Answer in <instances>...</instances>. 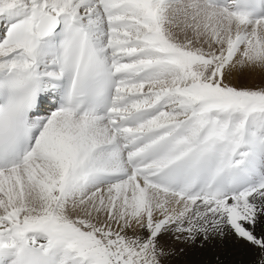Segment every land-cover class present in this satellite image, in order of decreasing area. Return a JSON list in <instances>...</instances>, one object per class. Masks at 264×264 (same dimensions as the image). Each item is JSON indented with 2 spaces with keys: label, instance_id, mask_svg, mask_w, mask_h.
I'll return each mask as SVG.
<instances>
[{
  "label": "snow or ice",
  "instance_id": "obj_1",
  "mask_svg": "<svg viewBox=\"0 0 264 264\" xmlns=\"http://www.w3.org/2000/svg\"><path fill=\"white\" fill-rule=\"evenodd\" d=\"M245 73L264 0H0V264H164L167 233L264 264Z\"/></svg>",
  "mask_w": 264,
  "mask_h": 264
},
{
  "label": "bare ground",
  "instance_id": "obj_2",
  "mask_svg": "<svg viewBox=\"0 0 264 264\" xmlns=\"http://www.w3.org/2000/svg\"><path fill=\"white\" fill-rule=\"evenodd\" d=\"M161 243L170 250L164 264H253L259 255L246 252L231 241H210L205 244L202 238L195 241L177 240L173 233L165 234ZM254 257L257 258L253 259Z\"/></svg>",
  "mask_w": 264,
  "mask_h": 264
},
{
  "label": "rangeland",
  "instance_id": "obj_3",
  "mask_svg": "<svg viewBox=\"0 0 264 264\" xmlns=\"http://www.w3.org/2000/svg\"><path fill=\"white\" fill-rule=\"evenodd\" d=\"M232 83L237 86L258 87L264 84V77H262L259 73H245L243 75L235 76ZM256 258L257 257H254L253 259Z\"/></svg>",
  "mask_w": 264,
  "mask_h": 264
}]
</instances>
